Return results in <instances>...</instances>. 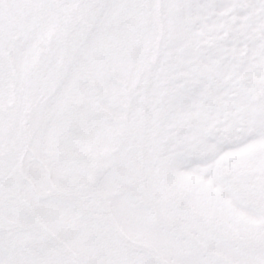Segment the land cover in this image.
Instances as JSON below:
<instances>
[{
	"label": "snow or ice",
	"instance_id": "obj_1",
	"mask_svg": "<svg viewBox=\"0 0 264 264\" xmlns=\"http://www.w3.org/2000/svg\"><path fill=\"white\" fill-rule=\"evenodd\" d=\"M0 264H264V0H0Z\"/></svg>",
	"mask_w": 264,
	"mask_h": 264
}]
</instances>
